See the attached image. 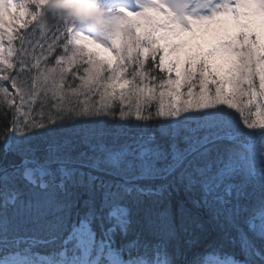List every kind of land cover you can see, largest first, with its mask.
Returning <instances> with one entry per match:
<instances>
[{"label":"snow or ice","instance_id":"1","mask_svg":"<svg viewBox=\"0 0 264 264\" xmlns=\"http://www.w3.org/2000/svg\"><path fill=\"white\" fill-rule=\"evenodd\" d=\"M47 3L0 0V99L11 112L0 118V264H264V72L257 90L250 71L264 64V0H133L137 10L117 6L95 35L38 25ZM57 47L56 66L42 65ZM81 63L79 87L67 90L98 94L99 107L63 103L65 73ZM157 70L166 75L150 84ZM116 100L128 105L121 120L163 118L164 142L141 132L120 150L90 144L103 161L73 159L68 137L129 135L104 119L115 120ZM181 190L187 199L174 202ZM206 224L216 239L188 260L192 229Z\"/></svg>","mask_w":264,"mask_h":264},{"label":"trees","instance_id":"2","mask_svg":"<svg viewBox=\"0 0 264 264\" xmlns=\"http://www.w3.org/2000/svg\"><path fill=\"white\" fill-rule=\"evenodd\" d=\"M64 23H65V21L63 19H61L60 15H58L57 11L55 9L51 8L50 6H46L44 9H42L40 19L37 22L38 25L44 24V25L48 26L50 30H53V31H55L57 27L63 26ZM33 29H35V36L32 38L38 39L40 36V33H39V29L36 27V24L30 25L26 31L31 36ZM45 39L50 40V35L48 37H45ZM63 42H66V41H63ZM13 43L15 44V46L17 48H19V42L18 41H14ZM6 45H7V40L5 39V46ZM45 48H46V45H45ZM36 54H38V55L40 54L39 48H37ZM62 54H64L63 48L57 47L55 52H53L52 55L48 57V61L44 62V63H47V65L49 67H51L52 65L55 64V59L58 58V56L62 55ZM69 55H71V53H69ZM29 59H31V58H29ZM14 61H15V58H14ZM32 62L34 63V61H32ZM150 65H153V62H152L151 58L149 57V60L145 66V70H148ZM87 66L88 65L86 63H81V64L76 65L74 72L70 74L69 78H66L67 82L72 83L71 86L73 88L79 87V81H80L79 76L83 75V69ZM131 71H132V69H129V72L125 74L126 77L129 79L131 78V76H130ZM250 71L256 73V76L254 77V82L257 86V90H259L258 77H259V74L261 72H264V64H254L252 66V68L250 69ZM32 74H35V70H33ZM152 75L157 76V80L150 81V84H156V83H158L159 78L164 77L166 74L157 70L156 72H149V76H152ZM244 87L246 88L247 85H245ZM184 90L186 91V89H184ZM159 91H160V89H157V93ZM82 94H83V92H82ZM97 99H98V94L97 95L88 94V96L86 97V93H84L83 98H82V100H84V102L87 101V103H89L90 105L94 104L95 106H97V104H98V106H99V102L97 101ZM244 99L246 101L247 98H244ZM258 99H259V97H258ZM37 106H38V104H37ZM121 107H123L125 110H128L127 104L122 106L120 104V101H117V102L114 101V107L112 109H110V111L115 113V120H113L111 117H104V119H106L108 121L107 127L112 132L120 131L121 126H122V132H126L129 135L120 134L118 139H114V137H112V136H106L103 138V140H98L96 138H92L88 142H85V139L83 137H80V138L68 137L69 139L73 140L72 145H74L76 147V149H78L77 151H73L74 153L77 154L76 157L73 155L74 153L71 155L73 157V159L79 158L81 152H86L89 157H93V158L99 157L101 159V161H103L107 157V152L103 151V152H105V156L100 157L101 156L100 154L102 151H100L99 148H97V150L95 152H93L89 146L90 144L103 143L107 149L120 150L126 144H129L132 142L131 136L138 135L141 132H143L145 135L155 134V136L157 138V142H160V143L164 142L160 136V127H161V123L163 121V118H156V119H152L149 121H140V120H136L135 116L132 115L126 120H121L120 115H119ZM251 110L253 112V118L255 119V115H254L255 107L251 106ZM155 111H156V102L154 101L152 103V106L147 109L145 114H147V112H151L154 114ZM5 114L10 116L11 112L7 107L6 100L0 99V118H2L3 115H5ZM37 119H38V117H37ZM80 119L83 120V119H87V118H80ZM67 126L72 127L71 122H69ZM85 127H87V126H85ZM2 130H3V125H2V123H0V132H2ZM2 147H3L2 144H0V150H2ZM8 160L19 163V157H15L12 155L8 156ZM84 160L86 163H92V161L88 160L87 158H84ZM87 170H90V169H86V171ZM93 174L94 175H103L106 179H113L114 178V177L108 176L106 173H99V172H96L94 170H93ZM161 183H163V182L160 180H156V181L151 182L154 189H155V187L159 186ZM172 199L174 202L178 201V200H186L187 196H186L185 192L183 190H181L179 193L173 192ZM204 219H205V221H207L208 217L205 216ZM206 228L208 229L206 232H201L199 229H196L195 227H193V229H192L193 235L191 238L196 239L197 242L194 243L191 246V248L187 250V259L188 260H193L196 258V256L198 254H203L206 250H209V245H211L213 243V241L216 239V233L212 231L211 225L206 224ZM187 238L188 237H186V239ZM37 250L40 251L41 253H45V252H51L52 248L41 247V248H38ZM225 250L226 251H232V249H225Z\"/></svg>","mask_w":264,"mask_h":264},{"label":"clouds","instance_id":"3","mask_svg":"<svg viewBox=\"0 0 264 264\" xmlns=\"http://www.w3.org/2000/svg\"><path fill=\"white\" fill-rule=\"evenodd\" d=\"M46 6L55 9L64 21L85 24L97 33L102 32L108 18L107 10L98 0H48Z\"/></svg>","mask_w":264,"mask_h":264},{"label":"rangeland","instance_id":"4","mask_svg":"<svg viewBox=\"0 0 264 264\" xmlns=\"http://www.w3.org/2000/svg\"><path fill=\"white\" fill-rule=\"evenodd\" d=\"M106 4H107L108 8H111L114 11L116 10L117 6H120V5L128 6L130 8V10H133V11L137 10L136 8L133 7V0H128V1H124V0H107ZM11 11L14 13L16 10L12 9ZM75 29L76 30H82V31H84L86 33L93 34V35L97 34L96 31H93L88 26H83L81 24H76L75 25ZM200 42L204 45L205 48L210 47L215 42L213 34L212 33H208L207 35L204 36V38ZM6 47H7V45H6ZM87 47L90 48V49H93L95 51H98L101 54L102 57L112 59L113 60V64L116 63L115 53L107 51V50H105L103 48H99L97 45H94V44H89ZM36 55L39 56L38 54H36ZM14 58L15 57H13V60H14ZM43 64L44 63L42 61V65ZM55 66L56 65L54 64L51 67H55ZM63 67L64 68H68V65L64 64ZM75 67H76V65H73L71 67V69L68 72L65 73V80H66V78H68L70 76L71 73L74 72ZM172 75H173V78H175V72H173ZM258 81H259V77H258ZM79 84H80V81H79ZM68 85H72V83H69ZM68 85H66V88H65L66 95H65L63 103H65L66 105H70L72 107H75V108L77 107V109L79 110L85 104L84 100H82L83 95H84L85 92H83V94L81 93V94H79L77 96H72L71 93L68 92V90H67V86ZM210 87H211V85H210ZM118 91H119V89H118ZM182 91H185V90L182 89ZM88 94L89 93H86V97L88 96ZM99 100H100V96L98 95L97 101L99 102ZM165 100H166V102L171 103V102H173L175 100V98L174 97H170V96H166ZM117 101H119V100H116V102ZM49 103L50 104H55L56 100H49ZM96 107H99L98 104H97ZM77 150L78 149H76V147L74 145H69V148L66 149V151H70V155H72L74 153L73 151H77ZM73 155L75 157L77 156L76 153H74ZM100 155H101L100 157H104L105 156V152H101Z\"/></svg>","mask_w":264,"mask_h":264}]
</instances>
